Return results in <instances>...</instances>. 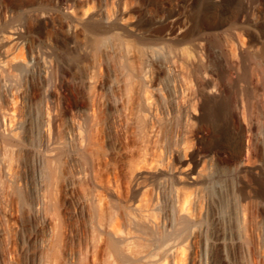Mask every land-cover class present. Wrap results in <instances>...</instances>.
I'll list each match as a JSON object with an SVG mask.
<instances>
[{
    "label": "rangeland",
    "instance_id": "374dc122",
    "mask_svg": "<svg viewBox=\"0 0 264 264\" xmlns=\"http://www.w3.org/2000/svg\"><path fill=\"white\" fill-rule=\"evenodd\" d=\"M0 264H264V0H0Z\"/></svg>",
    "mask_w": 264,
    "mask_h": 264
}]
</instances>
